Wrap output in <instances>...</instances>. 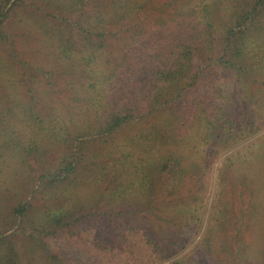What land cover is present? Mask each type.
Returning <instances> with one entry per match:
<instances>
[{"label":"trees","instance_id":"obj_1","mask_svg":"<svg viewBox=\"0 0 264 264\" xmlns=\"http://www.w3.org/2000/svg\"><path fill=\"white\" fill-rule=\"evenodd\" d=\"M262 129L264 0H0V264L172 259L200 174ZM217 171L221 196L256 176L243 243L210 213L170 264H264V135Z\"/></svg>","mask_w":264,"mask_h":264},{"label":"rangeland","instance_id":"obj_2","mask_svg":"<svg viewBox=\"0 0 264 264\" xmlns=\"http://www.w3.org/2000/svg\"><path fill=\"white\" fill-rule=\"evenodd\" d=\"M25 39H28V36H24ZM35 42V41H33ZM24 48V47H23ZM32 49L31 44L25 49V52ZM33 50V49H32ZM264 135V129L259 131L257 134L253 135L250 138H247L246 140L239 142L237 144H234L230 147H228V150H225L221 152L220 154H217L213 157V160H211V163L209 164V167L206 171H204L201 175V178H204V182L206 180L205 185H203L199 190V197L196 198L197 203V209L196 211H191L193 213V219H191V226L192 229L188 235H186L185 240L187 242H190L188 247L181 251L177 256L173 257L170 260H167L162 263L158 264H170L174 259L182 256L184 253H187L190 248L194 247L201 241L200 235L203 234L205 230V220L208 219L210 216V213H212V220L211 221H218L219 222V229L222 231V244L223 249L226 247H231L233 245H240L243 243L242 241L245 239V235L242 229L247 224L248 218L250 216L249 213V205L248 200L252 195L255 194L252 188V179L256 178V176L248 174L249 179H245L246 182H249L250 184L245 185L244 187L242 184H239V186L236 188H233L231 183L227 178L224 180L227 182V187L224 189V192L221 195H218L220 187L219 184V178H218V165L221 163L222 159L226 155H230L234 153L236 150L240 149L242 146L248 143L249 140ZM259 165V164H258ZM201 182V181H198ZM226 191V192H225ZM221 196L223 200V205H221V208H223V211L218 212L217 210H212V202L217 200ZM7 199H4L6 201ZM106 220L104 219L103 223L106 224ZM200 220H203L201 222ZM200 223V225H199ZM241 223H244V225H241ZM207 229V228H206ZM240 230V231H239ZM212 233V232H211ZM214 234V232L212 233ZM67 243H69L72 247L70 249L72 252L68 253L65 252L67 256H70L72 258H79L81 259L84 257V253L87 252V250L92 252V254H98V250L95 249H88L89 247L87 245H91L90 239L88 235H80L76 234L74 235H67ZM233 244V245H232ZM69 245V246H70ZM120 246L122 244H119ZM67 246V248H69ZM234 250V247H232ZM237 249V248H236ZM118 252L111 251V254H106L104 252L97 255V257L94 259L91 257L89 259L90 264H106L105 263V254L108 255L107 257H114V263L113 264H124L125 253L117 254ZM228 255V254H226ZM106 257V258H107ZM86 264V263H85Z\"/></svg>","mask_w":264,"mask_h":264}]
</instances>
